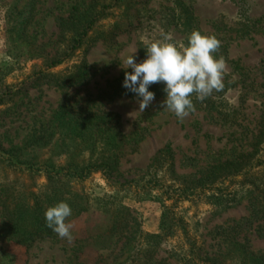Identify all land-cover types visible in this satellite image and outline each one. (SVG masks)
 Here are the masks:
<instances>
[{"label": "rangeland", "instance_id": "obj_1", "mask_svg": "<svg viewBox=\"0 0 264 264\" xmlns=\"http://www.w3.org/2000/svg\"><path fill=\"white\" fill-rule=\"evenodd\" d=\"M102 1L113 6L105 12L108 18L88 32L71 61L47 71L65 73L83 61L87 78L68 89L43 80L30 87L27 82L33 75L46 71V65L66 49L68 33L64 37L59 21L75 9L74 14L97 9ZM12 2L17 9L8 19L0 7V155L32 158L35 167H66L70 160L83 165L100 159L107 149L102 140L113 129L117 148L107 151L119 150L120 155L116 178L111 181L126 184L118 192L120 188L107 186L100 173L70 183L72 190L91 199L114 194L121 203V236L103 235L111 216L95 206L69 221L73 224L71 243L54 232L28 249L0 241V264H109L111 260L120 264L128 258L132 262L141 248L135 239L158 234L161 214L168 208L183 220L186 237L194 242L199 259L203 258L197 264H214V260L239 264L235 248L228 245L234 238L264 259V222L253 211V202L264 191L262 144L256 154L262 163L246 178L219 182L211 190L198 188L188 200L164 201L159 189L141 191L133 182L127 186L146 177L166 145L174 159V173L168 178L179 181L253 153V144L264 142L260 137L264 126V0H36L31 9L23 8L27 0ZM24 17H28L25 26H16ZM108 27L119 30L111 44L101 40ZM194 30L221 42L213 55L226 61L223 90L203 102L193 95L196 110L180 122L161 107L166 85L153 84L148 90L155 99L139 112L136 94L123 87L125 71H132L123 68V59L134 53L140 63L146 59V46L163 41L164 34H171L170 42L177 47L187 46ZM15 168L0 165V220L1 203L12 189L37 191L45 184L44 176ZM123 220L128 221L127 229ZM234 223L241 226L237 234L227 229ZM160 242L154 257L164 264H181L179 257L190 250L178 231Z\"/></svg>", "mask_w": 264, "mask_h": 264}, {"label": "trees", "instance_id": "obj_2", "mask_svg": "<svg viewBox=\"0 0 264 264\" xmlns=\"http://www.w3.org/2000/svg\"><path fill=\"white\" fill-rule=\"evenodd\" d=\"M12 1L0 0V7H3L5 19L10 18L11 11L17 9V5ZM27 1L28 3L23 7L24 9H31L36 2V0ZM112 7L111 4L106 5L102 1L97 9H92L90 12L85 10L74 14L75 11L78 12V9H75L70 17L60 20L58 27L64 33V37L68 33L66 49L60 53L58 58L51 60L46 65V71L34 74V79L28 81L27 84L33 87L40 80H43V82L51 83L61 89H68L83 82L88 76V67L83 61L72 65L65 73H51L47 71L59 67L64 62L71 61L74 54L84 45L88 32L108 18L105 12ZM27 20L28 17H24L22 20H17L15 25L23 28ZM84 20L87 21L84 27L80 28ZM108 28V32L101 37V40L106 44H111L113 39L119 34V30L114 27ZM113 131L112 129L110 134L106 135L105 139L102 140L104 142L103 145L107 149L117 148ZM260 134V137H264V126ZM260 142H258L259 144H253V153L248 155L241 154L235 156L232 160L227 159L214 166L212 165L199 177L179 181L168 178V175L170 176L174 173V159L172 149L169 145H166L154 158L150 167H148L146 177L137 181H129L127 186L132 185L133 182L135 183L133 185L135 186L134 188L141 189V191L145 189H159L162 191L161 196H163L164 201L188 200L189 196L193 195L198 188H208L211 190L219 182L237 177L246 178L250 170L262 163L260 157L263 158L264 154L260 157L256 156L261 150L262 145V148H264V142ZM107 149L102 152L103 155L96 161L89 159L88 163L79 165L70 160L66 167L58 168L53 166L47 167L46 165L35 167L32 158L30 160H20L12 156L3 158L0 155V165L3 166L5 164V167L13 166L16 167L15 169H19L17 172L27 175H42L45 178V184L37 191H18L12 189L9 195L6 196V199L1 203L3 219L0 220V241L14 243L28 249L34 241L47 237L53 231L46 227L44 213L48 207L54 206L59 202H66L72 209V216L68 218V221L90 211L96 206L95 210H100L111 216L103 235L121 236V218H119L121 217V203L117 202L114 194L104 193L100 197L91 199L86 194L75 192L70 186V183L73 181L82 182L92 174L100 173L104 177L107 186L120 188V190H117L120 192L121 187H125L126 183L119 185L111 181L112 179L114 180L115 172L117 171L120 151L118 150L111 154ZM262 151L264 153V149ZM253 204H255L253 211L264 222V191L259 192ZM127 222L123 220V227L125 229L128 226ZM240 227L239 223H234L232 227L227 229L237 234ZM177 231L185 237L187 245L190 248L187 253H184L183 257H179L181 264H197V261L199 263L202 262L203 258H200V260L195 252L194 242L186 237L187 232L183 220L174 215L170 211V208H168L161 214L159 233L153 235L146 234L136 238V245H138V249L141 248L137 250L134 260L130 262L128 258L120 264H164V261L156 259L154 255L161 243L160 241L172 235L174 236ZM234 239L228 245L235 248V255H238L239 264H264L262 256L258 257L248 252L244 249V245L240 244L236 238ZM205 261L208 260L206 259ZM213 263L219 264L216 263V260ZM109 264L117 263L111 260Z\"/></svg>", "mask_w": 264, "mask_h": 264}, {"label": "clouds", "instance_id": "obj_3", "mask_svg": "<svg viewBox=\"0 0 264 264\" xmlns=\"http://www.w3.org/2000/svg\"><path fill=\"white\" fill-rule=\"evenodd\" d=\"M171 34H164L163 41L157 40L146 46V59L137 63L134 53L123 59L125 71L123 87L136 94L139 112H143L155 99L149 87L163 83L166 99L161 107L174 114L178 121L195 112L192 100L203 102L213 92L224 88L223 77L226 61L223 56L214 57L221 47V42L214 35H202L192 31L188 36L187 46L171 43ZM72 209L66 202H59L48 207L44 213L46 227L61 239L71 243L73 224L68 221Z\"/></svg>", "mask_w": 264, "mask_h": 264}]
</instances>
